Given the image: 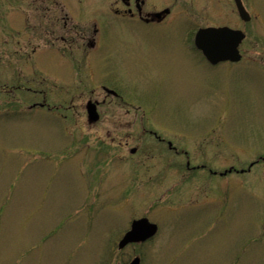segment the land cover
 Returning <instances> with one entry per match:
<instances>
[{"label":"rangeland","instance_id":"rangeland-1","mask_svg":"<svg viewBox=\"0 0 264 264\" xmlns=\"http://www.w3.org/2000/svg\"><path fill=\"white\" fill-rule=\"evenodd\" d=\"M107 1L0 0V264H264V0L158 27ZM208 24L245 31L241 62L188 49ZM141 217L155 238L119 249Z\"/></svg>","mask_w":264,"mask_h":264},{"label":"water","instance_id":"water-1","mask_svg":"<svg viewBox=\"0 0 264 264\" xmlns=\"http://www.w3.org/2000/svg\"><path fill=\"white\" fill-rule=\"evenodd\" d=\"M238 13L244 21H249L250 15L246 11L241 0H235ZM245 34L240 29H233L228 26L200 28L195 35V46L202 51V55L212 63L217 64L221 61H238L241 59V53L238 46L244 39ZM86 112L90 122H95L99 118L96 109V103L89 101L86 106ZM135 151L132 149V152ZM158 228L155 223L147 220L146 217L133 220L131 228L125 233L119 241V248H123L132 242H141L152 237ZM138 257L130 261L129 264H139Z\"/></svg>","mask_w":264,"mask_h":264},{"label":"flooded vegetation","instance_id":"flooded-vegetation-1","mask_svg":"<svg viewBox=\"0 0 264 264\" xmlns=\"http://www.w3.org/2000/svg\"><path fill=\"white\" fill-rule=\"evenodd\" d=\"M61 5H63V3ZM175 6L176 5L174 0H108L104 8L106 9V14L109 15V18L107 19H109V21H112V23L115 25L119 23L122 26H133V24L142 23L147 27L148 25L158 27L163 24H168L170 21L175 19ZM97 29L95 27V29L93 30L94 35H97ZM87 40L89 47L95 48L97 46L96 36L87 38ZM188 47H190L188 48L189 50L192 49L198 52L193 45V40H191V44H189ZM107 95H110L114 98L119 97L118 94L107 93ZM94 101L97 104V110L99 112L98 121H100L102 117V113L100 111V103L97 100ZM121 102L125 103V100L121 99ZM112 120V118H109V120H107L111 126L115 125L114 121ZM188 167L189 161H187L186 164V168Z\"/></svg>","mask_w":264,"mask_h":264}]
</instances>
